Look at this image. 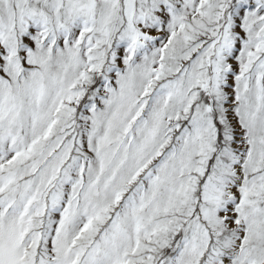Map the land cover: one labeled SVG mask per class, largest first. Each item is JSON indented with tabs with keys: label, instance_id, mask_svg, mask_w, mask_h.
I'll list each match as a JSON object with an SVG mask.
<instances>
[{
	"label": "snow or ice",
	"instance_id": "1",
	"mask_svg": "<svg viewBox=\"0 0 264 264\" xmlns=\"http://www.w3.org/2000/svg\"><path fill=\"white\" fill-rule=\"evenodd\" d=\"M0 264H264V0H0Z\"/></svg>",
	"mask_w": 264,
	"mask_h": 264
}]
</instances>
